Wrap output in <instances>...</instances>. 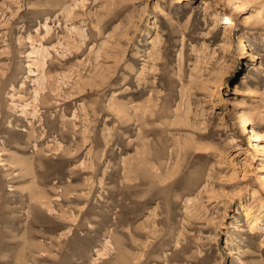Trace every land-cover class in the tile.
Wrapping results in <instances>:
<instances>
[{
    "label": "rangeland",
    "instance_id": "rangeland-1",
    "mask_svg": "<svg viewBox=\"0 0 264 264\" xmlns=\"http://www.w3.org/2000/svg\"><path fill=\"white\" fill-rule=\"evenodd\" d=\"M0 264H264V0H0Z\"/></svg>",
    "mask_w": 264,
    "mask_h": 264
},
{
    "label": "bare ground",
    "instance_id": "bare-ground-1",
    "mask_svg": "<svg viewBox=\"0 0 264 264\" xmlns=\"http://www.w3.org/2000/svg\"><path fill=\"white\" fill-rule=\"evenodd\" d=\"M224 23H226V24H231V25H233V21L232 20H230L228 17H226V19H225V22ZM250 54V52H248L247 53V55H249ZM245 120L243 121V124L245 125ZM39 199H40V197H39ZM4 244V243H3ZM3 246V245H2Z\"/></svg>",
    "mask_w": 264,
    "mask_h": 264
}]
</instances>
